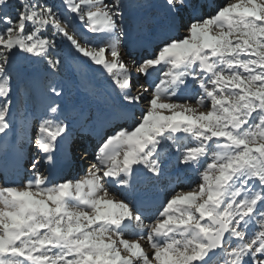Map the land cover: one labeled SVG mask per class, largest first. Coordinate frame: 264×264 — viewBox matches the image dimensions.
I'll return each mask as SVG.
<instances>
[{
    "label": "snow or ice",
    "instance_id": "snow-or-ice-1",
    "mask_svg": "<svg viewBox=\"0 0 264 264\" xmlns=\"http://www.w3.org/2000/svg\"><path fill=\"white\" fill-rule=\"evenodd\" d=\"M127 6L0 0V134L14 90L19 105L38 96L24 116L38 157L0 184V264H264V0H143L158 13L140 58L125 53ZM62 41L118 101L94 144L63 103ZM173 156L184 176L141 197ZM77 160L82 175L53 179Z\"/></svg>",
    "mask_w": 264,
    "mask_h": 264
},
{
    "label": "rangeland",
    "instance_id": "rangeland-1",
    "mask_svg": "<svg viewBox=\"0 0 264 264\" xmlns=\"http://www.w3.org/2000/svg\"><path fill=\"white\" fill-rule=\"evenodd\" d=\"M125 2L128 5L125 10V25L128 32L127 38L135 36L134 39H138L136 36V28L138 27V31L140 32L149 33L142 21L157 17L158 9L143 6V0H125ZM156 2L159 3L162 2V0H156ZM223 2L224 0L221 3ZM218 3H220V1H218ZM60 45L59 54L64 63L58 79L64 85L65 89L63 103L65 105L75 106L77 110L82 111L88 116L90 120L86 125L87 127H90L95 121L97 113L111 108L114 109L118 101L105 73L98 70L97 66L90 65L84 62L82 58H79L74 51L71 50L67 41L60 42ZM37 67L39 72L42 73L43 65ZM143 81L144 77L141 76L138 82L140 84L143 83ZM16 96L17 91L14 90L12 130L9 131L7 135L0 134V161L2 162L12 160V157L14 156L17 158L20 154L18 149L21 144H23V148L26 146L33 148L31 146V140L34 139L32 135V123L30 117L29 121L26 122L24 116L26 113H31L34 105L38 103V96L37 94H34L32 98L27 100L25 105L17 104ZM81 125H83V128H81ZM86 125L83 120H81L80 124L75 128V132L81 135L80 131L83 130ZM3 155L9 156V158L4 157ZM44 169H46V167L40 165V170L44 171ZM58 169L59 168H56V171L54 172L56 177L53 179L58 178ZM83 172L78 173L77 177L82 175ZM177 173L184 176V173L179 170L175 156H173L166 164L165 171L160 178L158 180L146 181L142 186L146 187L148 182L149 186L142 191L162 187L164 193H167L169 190H166V188L169 185L173 186L171 183V177L175 178ZM8 175L9 177L5 180H1L0 184L22 182L24 179V174H22V176L16 175V177H10L12 175ZM138 190H140V187H138ZM159 191L160 190H156L157 193L150 191L149 194L158 195Z\"/></svg>",
    "mask_w": 264,
    "mask_h": 264
},
{
    "label": "bare ground",
    "instance_id": "bare-ground-1",
    "mask_svg": "<svg viewBox=\"0 0 264 264\" xmlns=\"http://www.w3.org/2000/svg\"><path fill=\"white\" fill-rule=\"evenodd\" d=\"M137 39V38H136ZM134 71V70H133ZM134 76H135V73H134ZM134 88V87H133ZM95 127H93L92 129H90L89 130V132L90 133H94L95 131H96V128H97V125H94ZM83 163H85V161H82ZM60 164H58L57 165V167L56 168H58V166H59ZM42 166V165H41ZM23 167V166H22ZM56 168H52V169H50V172H51V174H52V177L53 178H55L56 176L54 175V172L56 171ZM16 172H18V169L16 170ZM78 173H80V172H78ZM82 173V172H81ZM72 175H74V176H72V177H77V175L78 174H72ZM6 176V175H5ZM20 176V175H19ZM174 177H171V179H172V181L174 180L173 179ZM57 179V178H56ZM146 183V182H145ZM172 183V182H171ZM144 184V183H143ZM172 185H174L173 183H172ZM160 192V191H159ZM160 194L159 195H153V194H149V195H147L145 198H147V199H149V200H153V201H159L160 200Z\"/></svg>",
    "mask_w": 264,
    "mask_h": 264
}]
</instances>
